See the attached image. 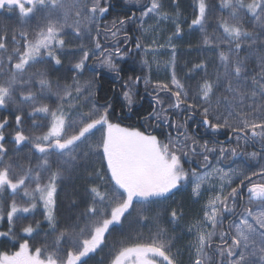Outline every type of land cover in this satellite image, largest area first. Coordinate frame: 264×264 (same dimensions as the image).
Wrapping results in <instances>:
<instances>
[{
    "label": "snow or ice",
    "instance_id": "obj_1",
    "mask_svg": "<svg viewBox=\"0 0 264 264\" xmlns=\"http://www.w3.org/2000/svg\"><path fill=\"white\" fill-rule=\"evenodd\" d=\"M125 2L140 10L134 46L125 19L105 25L101 42L108 0H0V14L16 17L0 22V264H89L105 248L96 264H264V0H193L188 28L211 55L183 76L173 40L187 18L164 0ZM166 21V43L149 41ZM140 53L121 109L143 129L115 122L95 89L97 69L119 77V62ZM153 63L169 82L144 74ZM141 81L147 115L135 111ZM80 168L84 197L70 206L83 209L63 217L58 187ZM182 191L201 205L189 219L169 203ZM181 221L189 241L178 248Z\"/></svg>",
    "mask_w": 264,
    "mask_h": 264
},
{
    "label": "trees",
    "instance_id": "obj_2",
    "mask_svg": "<svg viewBox=\"0 0 264 264\" xmlns=\"http://www.w3.org/2000/svg\"><path fill=\"white\" fill-rule=\"evenodd\" d=\"M144 0H142V3ZM165 10L168 11L170 14L179 13L180 19L183 21L187 18V21L182 23L183 34L182 37L179 39H174V44L177 48V61L179 64L178 68V75L183 76L181 73V69H185V63H188L189 66L191 62L198 61L200 58L204 57L207 58L210 56V53H202L200 52L199 46L201 43V34L197 31H192L188 28V23L192 19V4L193 0H176V4L173 5L171 0H164ZM109 11L104 14L102 18L98 21L101 25V42H104L103 36V28L105 25L111 26L113 21H119L120 19H125V30L132 36V45L134 46L135 37L140 35L139 32L134 31L138 25L139 20L138 17L140 16V10L137 9L136 5L128 4L125 0H108ZM133 12L136 13L137 23L132 24L127 21V17L131 16ZM0 22L7 23L9 25H15L16 17L13 14H9L4 12L0 14ZM152 25V24H148ZM168 24H164V26ZM162 26H159L156 33H160ZM148 27V26H147ZM174 28L170 30V34L174 32ZM211 31V29H209ZM93 35H95V31H93ZM110 35V34H109ZM121 38L123 37V32L120 34ZM168 35L165 34L164 37ZM79 43V42H77ZM87 43V41H85ZM107 46V45H106ZM70 47H74V45H70ZM142 58L143 54H133V55H126L125 60L119 62V67L123 69L120 73L119 77L116 75L114 76H106L103 74V69H97L102 74L98 77L95 81V89L97 92V102L103 104L105 101H108L113 104L114 111L112 113V119L115 122H119L124 125H132L135 126L133 123H126L123 120L124 110L122 112L121 103H122V86L125 81L129 77L135 78L137 75H141V67H142ZM89 66L95 65L96 61L94 59H90L88 62ZM65 64H67V60H65ZM255 61L249 65L250 69L254 68ZM147 69L144 70V74H146ZM62 73H55L53 74V79L56 76L61 75ZM93 75L91 70L86 71L84 79H89ZM117 80V81H115ZM153 81V80H151ZM143 81L140 82V84ZM156 83V82H153ZM139 84V85H140ZM139 87V86H138ZM140 89V88H139ZM135 91V89H134ZM137 97H135L136 99ZM146 112L151 111V107L148 106L145 109ZM30 123V122H29ZM140 127V126H136ZM46 130V129H45ZM99 134L97 133V136ZM27 151V149H25ZM92 167L99 168L100 164L94 163ZM84 177V169L80 168L77 172L71 174L70 176L66 177L58 187L59 197H58V210L63 217H74L77 211L83 209V205L81 204L80 208L71 207V201L77 200L80 201L84 197L86 181ZM173 201L175 203H173ZM169 203H173V206L183 205L185 210V218L189 219L191 217L196 216L199 213L201 205L198 203H193L188 196L187 191L178 192L172 201ZM202 203V202H201ZM183 229V231H182ZM146 231V229H145ZM176 235L180 238L176 241V247L180 248L186 246L189 241V236L187 235L186 229L184 228V221H181L180 225L177 227ZM111 237L109 238V243H111ZM9 250H14L8 245ZM0 250H4V245H0ZM108 249L105 248L102 252L98 253L93 257V259L89 260V264H96V262L100 259L101 256H105ZM185 258L187 257V253H184ZM105 264L107 262L105 261Z\"/></svg>",
    "mask_w": 264,
    "mask_h": 264
},
{
    "label": "rangeland",
    "instance_id": "obj_3",
    "mask_svg": "<svg viewBox=\"0 0 264 264\" xmlns=\"http://www.w3.org/2000/svg\"><path fill=\"white\" fill-rule=\"evenodd\" d=\"M136 14V13H135ZM132 16V15H131ZM148 24H154V21L153 20H148V22H147V24L145 25V27H147L148 26ZM164 24H168L167 26L165 25L164 26ZM161 25H163L162 26V29L160 30V33L158 34V33H148L147 35H148V39H149V41L152 39V38H155V39H157L160 43H166V41H167V39H168V37L170 36L169 34H170V30L171 29H173L174 28V25L170 22V21H166V22H162L161 24H160V26ZM165 34L166 35H168V36H166V37H164L165 36ZM173 43H174V40H173ZM149 60H152L153 59V57H151V56H149V57H147ZM156 59L157 60H159L161 63H163V62H165V61H167V60H169L170 59V50H165V53L164 54H162V55H160V56H158V57H156ZM187 71V69L185 68V69H181V73H184V72H186ZM147 73V75H149V79L150 80H158V81H160V82H169V80H170V74H166L164 71H157V69H156V64L155 63H153V65H152V71H151V73H148V70L146 71ZM122 126H128V125H124V124H121ZM99 134V133H98ZM259 148V147H258ZM248 152H251V151H249V150H247Z\"/></svg>",
    "mask_w": 264,
    "mask_h": 264
},
{
    "label": "flooded vegetation",
    "instance_id": "obj_4",
    "mask_svg": "<svg viewBox=\"0 0 264 264\" xmlns=\"http://www.w3.org/2000/svg\"><path fill=\"white\" fill-rule=\"evenodd\" d=\"M103 74L106 75V76H114L115 74L111 73V72H108L107 70H103ZM117 81V80H115ZM158 80H154L151 81L152 83L153 82H157ZM139 92L141 93V96H143V100H141L140 96H137L136 100H137V104H136V108H135V111L141 115H147L149 112H146L145 109L150 106L151 104V98L149 96H147L144 92V83L142 82L140 85H139ZM123 120L126 121V123H133L135 126H140L142 129H143V122L139 119V117L135 114H129L127 112V109H124V114L123 116ZM183 115L180 117L181 120H183ZM162 131V130H161ZM189 133L191 134L193 129L192 128H189L188 129ZM207 138V137H205ZM219 140L221 141H225L226 140V136L224 135H221L219 138ZM226 146H231V145H226ZM258 145L256 146V149H258ZM247 150L249 151H253L254 148L252 147H249L247 148Z\"/></svg>",
    "mask_w": 264,
    "mask_h": 264
}]
</instances>
